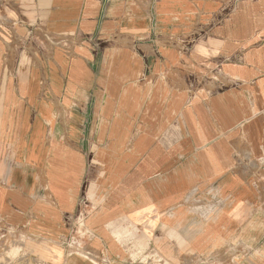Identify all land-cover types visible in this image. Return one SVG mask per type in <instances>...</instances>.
<instances>
[{"label": "crops", "instance_id": "crops-1", "mask_svg": "<svg viewBox=\"0 0 264 264\" xmlns=\"http://www.w3.org/2000/svg\"><path fill=\"white\" fill-rule=\"evenodd\" d=\"M154 257L264 264V0H0V264Z\"/></svg>", "mask_w": 264, "mask_h": 264}, {"label": "rangeland", "instance_id": "rangeland-1", "mask_svg": "<svg viewBox=\"0 0 264 264\" xmlns=\"http://www.w3.org/2000/svg\"><path fill=\"white\" fill-rule=\"evenodd\" d=\"M82 233H83V230H81V231L79 232L78 239L76 240V243L79 244V245H82L81 242H80V240H81L80 238H82ZM70 241H74V242H75V239H72V238L69 239L68 243H66V245H67L68 248L73 249V250H74V249H75V250H78V249L80 248V247L77 248V246H76L75 244H71ZM79 250H80V249H79ZM151 260H152V261H156L155 264H160V263H158V262H159V261H158L159 259L157 260V258H155V257H154L153 259H151ZM151 260H148V261H151ZM144 262H145V261H144Z\"/></svg>", "mask_w": 264, "mask_h": 264}, {"label": "built area", "instance_id": "built-area-1", "mask_svg": "<svg viewBox=\"0 0 264 264\" xmlns=\"http://www.w3.org/2000/svg\"><path fill=\"white\" fill-rule=\"evenodd\" d=\"M81 230H83L82 235L85 234L84 227L82 226V224H81V225L79 224V225H78V228L76 229V236L72 238V239H75V242H74V241H70V243H71V244H75V245L77 246V248L80 247V245L76 243V240L78 239L79 232H80ZM77 235H78V236H77Z\"/></svg>", "mask_w": 264, "mask_h": 264}, {"label": "bare ground", "instance_id": "bare-ground-1", "mask_svg": "<svg viewBox=\"0 0 264 264\" xmlns=\"http://www.w3.org/2000/svg\"><path fill=\"white\" fill-rule=\"evenodd\" d=\"M217 250V249H216Z\"/></svg>", "mask_w": 264, "mask_h": 264}]
</instances>
